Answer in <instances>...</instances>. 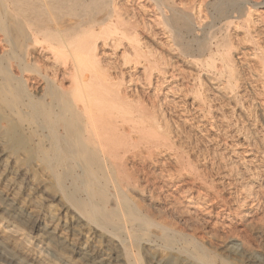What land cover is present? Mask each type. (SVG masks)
<instances>
[{
	"label": "bare ground",
	"instance_id": "bare-ground-1",
	"mask_svg": "<svg viewBox=\"0 0 264 264\" xmlns=\"http://www.w3.org/2000/svg\"><path fill=\"white\" fill-rule=\"evenodd\" d=\"M263 4L264 0H0V247L10 263L74 264L59 258L67 254L76 255L80 264H132V250L140 247L148 264H217L219 258L222 264H250V238L241 234L243 246L234 248V238L216 226H234L231 210L216 211L211 190L202 185L201 197L195 180L204 170L183 156H161L174 147L178 129L172 130L165 111L148 112L138 87L142 80L152 85L154 79L158 99L163 85L185 74L179 67L184 57L191 58L193 66L201 64L225 76L223 88L234 91L239 78L234 56L245 57L253 49L260 50L255 55L264 75ZM209 25L217 28L206 32ZM220 86L216 92L226 97ZM140 89L144 96L147 91ZM18 113L30 117L34 137L26 135ZM250 118L247 115V124ZM239 163L230 164H236L237 174L242 172ZM259 184L245 185L247 195L242 198L245 203L257 197L256 209L263 202L258 194L264 184ZM56 200L63 216L56 214ZM256 209L243 212L248 226L257 219ZM212 213L217 217H210ZM154 216L163 220L151 222ZM203 233L210 236L207 243L199 240ZM158 242L161 248L155 246ZM184 242H191L200 256L182 246Z\"/></svg>",
	"mask_w": 264,
	"mask_h": 264
},
{
	"label": "rangeland",
	"instance_id": "rangeland-1",
	"mask_svg": "<svg viewBox=\"0 0 264 264\" xmlns=\"http://www.w3.org/2000/svg\"><path fill=\"white\" fill-rule=\"evenodd\" d=\"M261 6V5H260ZM261 7H264V4L263 6ZM211 11V9H210ZM254 14H257V13H254ZM211 21V20H210ZM209 23V21H208ZM207 23V25H208ZM217 26L215 27H210V25L208 26V28H206V32L208 31H213L214 29H216ZM247 46V44H246ZM248 47H254L253 45H249L248 44ZM256 48V47H255ZM255 50V51H254ZM258 52V53H257ZM260 50L259 49H253L249 55L245 56V57H242L241 54H239V52L236 53L239 54L237 57H236V54H235V62H236V65L238 66V72H239V78L237 79V86L235 87L234 91L231 89V88H228V87H225L223 88V86H225V83H226V77L225 76H222L220 75V73H217V71H208L205 67H203L201 64H198L196 66H193L191 64V62H193V60L191 58H184L182 57V59H180V69L183 70V73H185L184 75H181L180 77H176L178 79H174L173 81H170L168 84L166 83L165 85H163L161 87V92H159V97L158 99H155L154 97V91L156 90V81L154 79H152V85H148L149 82L148 81H145V80H142L143 83H139V93L138 95L140 96V99L143 101V104H147V107L146 109L148 110V112L150 114H153L152 111H159L161 112V110L165 111L166 112V118L167 120H169V125L172 127V130L177 131L175 132L179 137H180V141L178 142V138L177 137V140L175 141L174 143V147L172 149H169L167 150L165 153L163 152L161 156H166L165 157H168V158H176V157H182L187 160V161H190L192 160L193 161V166L194 167H197L198 169H200L201 171H203V173H201V176H196L197 179L195 180L196 181V185H202V189H208L209 191L211 190V194H212V197L213 198V201L211 202L215 208H216V211H221L224 207L225 208H228L231 210V215H230V218H232V222L234 223V226H232L231 224L229 226H226V225H222V223L216 225L218 226L219 228H223V229H220L222 232H224L227 237H230L232 240V243L234 244H231L234 248L238 247L237 249H241L242 248V235H245L247 237L250 238L251 240V244H252V261L250 262V264H264V211H262L264 208V190H260L259 192V199H262V204H260L259 208L256 209V205H257V197L255 198L252 197L250 199H248L245 203L244 202V199L246 198V195L247 193V190H246V186L251 183H260L259 185H263L264 183V143L261 144L259 142V139L263 138L264 139V120H262L261 118H264V110H263V107H264V75L262 74V66L260 68V60H259V57L256 56L255 54H259ZM254 54V55H253ZM253 55V56H252ZM239 56L241 57L240 59H236V58H239ZM252 56V57H251ZM206 57H201L202 60H205ZM246 59L243 60V59ZM241 60V61H240ZM250 60V61H248ZM187 61V62H186ZM239 61V63H238ZM249 63H248V62ZM252 61V62H251ZM259 61V62H258ZM254 62V63H253ZM257 62V63H256ZM244 63V64H243ZM239 64V65H238ZM254 64V65H253ZM184 65V66H182ZM253 65V66H251ZM198 66V67H197ZM240 66V67H239ZM250 66V67H249ZM189 68V69H185V68ZM201 67V68H200ZM247 67V69H246ZM254 67V68H252ZM256 67V68H255ZM192 70H191V69ZM243 68V69H242ZM242 69V70H241ZM254 69V71H253ZM261 69V71H260ZM190 70V71H189ZM197 70V71H196ZM199 70V71H198ZM205 70V71H204ZM245 70V71H244ZM250 72H249V71ZM201 71V72H200ZM203 71V72H202ZM198 73V74H197ZM204 73V74H202ZM209 73V75H208ZM257 73V74H256ZM260 73V74H259ZM243 74V75H242ZM259 74V75H258ZM262 74V75H261ZM188 75L190 77H188ZM212 75V76H210ZM219 75V76H218ZM247 75V76H246ZM258 77H257V76ZM183 76V78H182ZM194 76V77H193ZM202 76H206V77H201ZM256 76V77H254ZM262 76V77H261ZM197 77V78H196ZM215 77V78H214ZM241 77V78H240ZM260 77V78H259ZM182 78V79H181ZM185 78V79H184ZM199 78V80H198ZM213 78V79H212ZM221 78V79H220ZM243 78V79H242ZM245 78V80H244ZM250 78V79H249ZM259 78V79H258ZM193 81H192V80ZM205 79V80H204ZM217 79H220V80H217ZM177 80V81H176ZM182 82H181V81ZM189 80V81H187ZM214 80V81H213ZM247 80V81H246ZM250 80V81H249ZM255 80V81H254ZM263 80V81H262ZM178 83H176V82ZM180 81V82H179ZM197 81V82H196ZM206 81V82H205ZM216 81V82H215ZM253 81V82H252ZM258 81V82H257ZM175 82V83H174ZM187 82V83H186ZM193 82V83H192ZM202 82V83H201ZM215 84H214V83ZM236 82V83H237ZM255 82V83H254ZM260 82V83H259ZM148 83V84H147ZM171 83V85H170ZM182 83V84H181ZM183 83H185L183 85ZM205 83V84H204ZM209 85H207V84ZM213 83V84H212ZM218 83V84H217ZM224 85H223V84ZM241 83V84H240ZM247 83V84H246ZM250 83V84H249ZM181 84V85H180ZM249 84V85H248ZM251 84H253V86H251ZM174 85H177V86H174ZM183 85V86H182ZM189 85V86H188ZM194 85V86H193ZM220 85H222V88L224 89L225 93H226V97H220V95L216 92V87H219ZM262 85V86H261ZM141 86V87H140ZM145 89V92L147 91V93H145V95L143 96V90L140 89V88H143ZM148 86V87H146ZM192 86V87H191ZM209 86V87H208ZM239 86V87H238ZM248 86V87H247ZM152 87V88H151ZM170 87V88H169ZM173 88V91H172V88ZM186 87V88H185ZM200 87V88H199ZM211 87V88H210ZM221 87V86H220ZM251 87V88H250ZM175 88V90H174ZM195 88V90H194ZM204 88V89H203ZM210 88V89H208ZM249 88V89H248ZM147 89V90H146ZM171 89V90H170ZM180 91H178V90ZM191 89V90H190ZM255 89V91H254ZM142 92H141V91ZM154 90V91H153ZM210 90V91H209ZM215 90V91H214ZM244 90V91H243ZM247 90V91H245ZM151 91V92H150ZM169 91H171V93H169ZM184 91V92H183ZM232 91V92H231ZM242 91V92H241ZM188 92V93H187ZM196 92V93H195ZM202 92V93H201ZM206 92V93H205ZM212 92V93H211ZM238 92V93H237ZM255 92V93H254ZM164 95H163V94ZM184 93V94H183ZM195 93V94H194ZM232 93V94H231ZM10 95V93H8ZM150 94V95H149ZM166 94H168V98L166 96ZM194 96H193V95ZM203 94V95H202ZM217 94V95H216ZM244 94V95H243ZM251 94V95H250ZM149 95V96H148ZM180 95V96H179ZM202 95V97H201ZM244 97H243V96ZM247 95V96H246ZM255 95V96H254ZM148 96V97H146ZM151 96V97H150ZM179 96V97H178ZM213 96H216L215 98ZM143 97V98H142ZM154 97V98H153ZM163 100H161L162 98ZM165 97V99H164ZM178 97V98H177ZM194 97V98H193ZM218 97V98H217ZM229 97V98H228ZM232 97V98H231ZM251 97V99H250ZM260 97V99H259ZM174 98V99H172ZM187 98V99H186ZM222 98V99H220ZM225 98V99H224ZM236 98V99H235ZM240 98V99H239ZM254 98V99H253ZM146 99H149L148 101ZM151 99V100H150ZM155 99L157 102H155ZM160 99V101H158ZM167 99H168V102H167ZM171 99V100H170ZM180 101H179V100ZM199 99V100H198ZM217 99V100H216ZM220 100V102H218ZM227 99V101H226ZM238 99V100H237ZM243 99V100H242ZM188 100V101H187ZM211 100V102H210ZM254 100V102H253ZM151 101V102H149ZM163 101V102H162ZM178 105L177 107L176 104ZM182 101V102H181ZM229 101V102H228ZM240 101V102H239ZM260 103H259V102ZM181 102V103H180ZM190 102V103H189ZM192 102V103H191ZM227 102V103H226ZM235 102V103H234ZM263 102V104H262ZM150 103V104H149ZM168 103V104H167ZM184 103V104H183ZM194 103V104H193ZM198 103V104H196ZM223 103V104H222ZM226 106H224L225 104ZM251 105H249V104ZM154 104V106H152ZM171 104V105H170ZM175 106H174V105ZM191 104V106H190ZM203 104H204V107H203ZM220 104V105H219ZM228 104V105H227ZM231 104V105H229ZM235 107H234V105ZM254 104V106H253ZM258 104V106H257ZM148 105L150 107H148ZM167 105V107H166ZM200 105V107H199ZM213 105V106H212ZM239 105V106H238ZM146 106V105H145ZM169 106V107H168ZM174 108H173V107ZM197 106V107H196ZM211 106V107H210ZM230 106H232L231 109ZM246 106V107H245ZM248 106V108H247ZM256 106V107H255ZM263 106V107H262ZM164 107V108H163ZM196 109H195V108ZM216 107V108H215ZM251 107V109H250ZM259 107V108H258ZM167 108V109H166ZM170 110H169V109ZM205 108V109H204ZM221 108V109H220ZM176 109V110H175ZM186 112H184L185 110ZM189 109V110H188ZM216 109V110H215ZM228 109V110H227ZM244 109V110H243ZM250 109V110H249ZM180 110V111H179ZM184 110V111H183ZM192 110V111H191ZM213 110V111H212ZM220 112H219V111ZM223 110V111H222ZM232 110V111H231ZM255 110V111H254ZM168 111V112H167ZM194 111V112H193ZM211 111V112H210ZM217 111V112H216ZM227 111V112H226ZM229 111V112H228ZM170 112V113H169ZM172 112V113H171ZM191 112V113H190ZM199 112V113H198ZM203 112V113H202ZM206 112V113H205ZM210 112V113H209ZM214 112V113H213ZM223 112V113H222ZM231 112V113H230ZM258 112V113H257ZM180 113V114H178ZM198 113V114H197ZM209 113V115H208ZM216 113V114H215ZM228 113V114H227ZM230 113V114H229ZM262 113V114H260ZM194 114V115H193ZM196 114V115H195ZM212 114V115H210ZM214 114V115H213ZM221 114V116H220ZM227 114V115H226ZM233 114V116H232ZM260 114V115H259ZM170 115V116H169ZM172 115V117H171ZM190 115V116H189ZM242 115V116H241ZM247 115H251V122L248 121V124L246 123V117ZM256 115V116H255ZM262 115V116H261ZM16 116L20 117L22 120H24V124H25V133L27 136L29 137H34V134H31L33 133V131L30 129L29 127V124L31 122V119H29L30 117H23L21 116L20 113L16 114ZM178 116V117H177ZM193 116V117H192ZM195 116V117H194ZM208 116V117H207ZM217 116V117H216ZM220 116V117H219ZM231 118H229V117ZM174 117V118H173ZM181 117V119L179 118ZM211 120H210V118ZM219 117V118H218ZM233 117V118H232ZM237 117V118H236ZM261 117V118H260ZM172 118V119H171ZM184 118V119H182ZM192 118V119H191ZM200 118V119H199ZM202 118V119H201ZM222 118V119H221ZM239 118V119H238ZM258 118V119H257ZM178 119V120H177ZM187 119V120H186ZM207 122H206V120ZM213 122V119H214V123L211 122L210 124V121ZM216 119H219V120H216ZM241 119V120H240ZM177 120V121H176ZM182 120V121H181ZM190 120V121H189ZM198 120V121H197ZM216 120V121H215ZM236 120V121H235ZM171 121V122H170ZM181 121V122H180ZM193 121V122H192ZM196 121V122H195ZM201 121V122H200ZM218 121V122H217ZM226 123H225V122ZM240 121V122H239ZM253 121V123H252ZM263 121V122H262ZM178 122V123H177ZM192 122V123H191ZM205 122V123H204ZM221 122V123H219ZM224 122V123H223ZM230 122H232L233 124H231ZM245 122V124H244ZM260 122V123H259ZM174 123V124H173ZM177 123V124H176ZM191 123V124H190ZM199 123V124H198ZM204 123V124H203ZM228 123V124H227ZM237 125H236V124ZM242 123V124H241ZM255 123V124H254ZM262 123V124H261ZM182 124V125H181ZM193 124V125H192ZM195 124V126H194ZM198 124V126L196 125ZM203 124V125H202ZM207 124V125H206ZM219 124V125H218ZM221 124V125H220ZM223 124V125H222ZM227 124V125H226ZM244 124V125H243ZM179 125V126H177ZM185 125V127H184ZM191 125V127H190ZM200 125V126H199ZM202 125V126H201ZM206 125V126H205ZM213 125V126H212ZM218 127H217V126ZM226 125V127H225ZM233 125V126H232ZM243 126V127H239V126ZM176 126V127H175ZM205 126V127H204ZM215 126V127H214ZM230 126V127H229ZM237 126V127H236ZM261 126V127H259ZM182 127L184 129H182ZM188 129H187V128ZM194 127V128H193ZM200 127V128H199ZM186 128V129H185ZM196 128V129H195ZM206 128V129H205ZM208 128V129H207ZM210 128V129H209ZM215 128V129H214ZM231 128V129H230ZM235 128V129H234ZM236 128H239V129H236ZM243 130H242V129ZM205 129V131L203 130ZM219 129V131L217 130ZM222 129V130H221ZM225 129V131H224ZM234 129V130H233ZM261 129V130H260ZM179 130L181 132H179ZM209 130V131H207ZM229 130V132H228ZM240 130V131H239ZM246 130V131H245ZM260 130V132H259ZM263 130V131H262ZM186 131V132H185ZM189 131V132H188ZM202 131V132H201ZM203 131H204V134H203ZM211 131V132H210ZM238 131V132H237ZM249 131V132H248ZM262 131V132H261ZM190 132L192 134H190ZM210 134H208V133ZM213 132V133H212ZM226 132V134L224 133ZM254 132H257L254 134ZM28 133V134H27ZM30 133V134H29ZM194 133V134H193ZM244 133V134H243ZM199 134V135H198ZM214 134V135H213ZM222 134V135H221ZM232 134V135H231ZM260 134V135H259ZM33 135V136H32ZM198 135V136H197ZM203 135V136H202ZM204 135H207V137ZM210 137H209V136ZM224 135V136H223ZM240 135V136H239ZM251 135V136H250ZM182 136H186L187 138H184ZM191 136V137H190ZM234 136V137H233ZM213 137V138H212ZM217 137V138H216ZM246 137V138H245ZM183 138V139H182ZM192 138V139H191ZM206 138V139H205ZM227 138V139H226ZM233 138V139H232ZM211 139V140H210ZM223 139H225V141H223ZM247 140V141H244V140ZM254 141H253V140ZM195 140V141H194ZM198 140V142H197ZM205 140V141H204ZM216 140V141H215ZM222 140V141H220ZM249 140V141H248ZM187 141V143H186ZM208 141V142H206ZM35 142L38 143V136L35 137ZM178 142V143H177ZM191 142V143H190ZM209 142H212V143H209ZM215 142V143H214ZM223 142V143H222ZM230 142V143H228ZM235 142V143H234ZM237 142V143H236ZM242 142V143H241ZM245 142V143H244ZM258 142V143H257ZM181 143V144H180ZM191 145H190V144ZM208 143V144H207ZM222 143V144H221ZM244 143V144H243ZM248 143V144H247ZM256 143V144H255ZM176 144V145H175ZM210 144L212 145V147L210 148ZM236 144V145H235ZM247 144V145H246ZM250 144V145H249ZM255 144V145H254ZM196 145V146H195ZM215 145V146H214ZM222 145V146H221ZM235 145V146H234ZM259 145V146H258ZM176 146V147H175ZM184 146V147H183ZM193 148H192V147ZM199 149H198V147ZM244 146H247V147H244ZM250 146V147H249ZM262 146V147H261ZM215 147V148H214ZM219 147V148H218ZM226 147V148H225ZM249 147V148H248ZM178 148V149H177ZM180 148V149H179ZM183 148V149H181ZM192 148V149H191ZM229 148V149H228ZM244 148V150H243ZM212 149V150H211ZM224 149V150H223ZM234 149V150H233ZM254 149V150H253ZM258 151H256V150ZM173 150V151H172ZM178 150V152L176 151ZM187 150V151H186ZM194 150V151H193ZM219 150V151H218ZM262 150V151H261ZM176 151V152H175ZM212 151V152H211ZM222 153H221V152ZM229 151V152H228ZM231 151V152H230ZM248 151V152H247ZM253 151V152H252ZM173 152V153H172ZM189 152V153H188ZM194 152V153H193ZM197 152V153H196ZM215 152V153H214ZM218 152H220L218 154ZM229 154H228V153ZM237 152V153H236ZM247 152V153H245ZM175 153V154H174ZM177 153V154H176ZM187 153V154H186ZM201 153V154H200ZM203 153V154H202ZM252 153V154H251ZM258 153V154H256ZM191 154V155H190ZM194 156H193V155ZM215 154V155H214ZM233 154V155H232ZM241 154V155H240ZM245 154V155H244ZM178 155V156H177ZM204 157H203V156ZM211 155V156H210ZM213 155V157H212ZM219 155V156H218ZM222 155V156H221ZM227 155V156H226ZM254 155V156H253ZM175 156V157H173ZM200 156V157H199ZM230 156V158H229ZM241 156V157H240ZM251 156V157H249ZM194 157V158H193ZM203 157V158H202ZM212 157V158H211ZM215 157V158H214ZM221 157V158H220ZM223 157V159H222ZM228 157V158H227ZM235 159H234V158ZM246 157V159H245ZM259 157V158H258ZM263 159H262V158ZM192 158V159H191ZM214 158V159H213ZM220 158V159H219ZM238 158V159H237ZM243 158V159H242ZM250 158V159H249ZM252 158V159H251ZM208 159V160H207ZM222 159V160H221ZM228 159V160H227ZM233 159V160H232ZM250 161H248V160ZM257 159V160H255ZM196 160V161H195ZM204 160V161H203ZM213 161V162H210ZM230 160V161H229ZM261 160V161H259ZM221 164H220V162ZM229 161V162H228ZM234 161H237V162H240L239 164H243V165H239V169L242 171V172H236V168L234 167L235 165H230L232 162ZM252 161V162H251ZM256 161V162H255ZM215 162V163H214ZM245 162V163H244ZM254 162V164H253ZM208 163V164H207ZM213 163V164H212ZM217 163V164H216ZM229 163V164H228ZM257 163V165H256ZM200 164V165H199ZM252 166H251V165ZM204 165V166H203ZM213 165V166H211ZM224 167H223V166ZM215 166V167H214ZM217 166V167H216ZM242 166V167H241ZM249 166V167H248ZM258 168H257V167ZM206 169H205V168ZM213 167V168H212ZM241 167V168H240ZM252 167V168H250ZM256 169H254V168ZM261 167V168H260ZM231 168L234 169V171L232 173H230L231 171ZM34 169V168H33ZM212 169V170H211ZM230 169V170H229ZM246 169V170H245ZM35 170V169H34ZM218 170V171H216ZM226 173H224L223 172ZM254 170V171H253ZM258 170V171H257ZM261 170V171H260ZM36 171V174H38V169L35 170ZM244 171V172H243ZM214 172V173H213ZM218 172V173H217ZM229 172V173H227ZM254 172V173H253ZM256 172V173H255ZM206 173V175H205ZM208 173L209 175L211 176H208ZM212 173V174H211ZM222 173V174H221ZM224 173V174H223ZM244 174V176H242ZM217 174V175H216ZM256 174V176H255ZM205 177H204V176ZM212 175H215V176H219V177H215V176H212ZM222 175V177H221ZM253 175V176H252ZM38 176V175H37ZM236 176V177H235ZM203 177V178H201ZM227 177V178H226ZM240 177V178H239ZM243 177V178H242ZM257 177V178H256ZM230 178V179H228ZM242 178V179H241ZM246 178V179H245ZM262 178V179H261ZM215 179V180H213ZM233 179V180H232ZM236 179V180H235ZM240 179V180H239ZM250 179V180H249ZM221 180V181H220ZM235 180V181H234ZM261 182H260V181ZM201 181V182H200ZM203 181V182H202ZM208 181V182H207ZM219 181V182H218ZM225 181V182H224ZM254 181V182H253ZM259 181V182H258ZM199 182V183H198ZM214 182V183H212ZM238 182V183H237ZM211 183L213 185H211ZM229 183V184H228ZM243 183V184H242ZM245 183V184H244ZM205 184V185H204ZM215 184V185H214ZM208 185V186H207ZM231 185V186H230ZM235 185V187H234ZM246 185V186H245ZM227 189H226V187ZM216 187V188H215ZM219 187V188H218ZM244 187V188H243ZM222 190H221V189ZM201 189V186H200V192H202V195L201 197L203 198L204 195H205V190H202ZM213 189V191H212ZM225 189V190H224ZM263 189H264V185H263ZM221 190V191H220ZM223 191V193H222ZM241 191V192H240ZM204 192V194H203ZM230 192V193H229ZM234 192V193H232ZM237 192H240V193H237ZM216 193V194H215ZM262 193V194H261ZM225 194V195H224ZM232 194V195H231ZM243 194V195H242ZM216 195V196H215ZM234 195V196H233ZM195 196L197 197L198 196V193L195 194ZM219 196V197H218ZM225 196V197H224ZM232 196V197H231ZM245 196V197H243ZM223 197V198H222ZM228 198V199H227ZM244 198V199H242ZM220 199V200H219ZM225 199V201H223ZM227 199V200H226ZM235 199V200H234ZM239 199V200H238ZM241 199V200H240ZM216 200V201H215ZM232 200V201H231ZM242 201V202H241ZM251 201V204H249V202ZM159 202H161L162 204H165L167 203V201L165 200H160ZM230 202V203H229ZM234 202V203H233ZM237 202V203H236ZM55 204V211H56V214L59 215V216H63V213H62V210L60 208V205H59V201H55L54 202ZM216 204V205H215ZM238 204V205H237ZM243 204V205H242ZM242 205V206H241ZM263 205V206H262ZM221 206V207H220ZM251 206V207H250ZM262 207V208H261ZM220 210H219V209ZM246 208V209H245ZM242 209V210H241ZM245 209V210H244ZM253 209H256L257 211V216L255 218L257 219H253L251 221V225L248 226V222L246 220H243V217H244V213H248V211H252ZM261 211V212H260ZM244 212V213H243ZM263 212V213H262ZM235 213V214H234ZM261 213V214H260ZM61 214V215H60ZM233 214V215H232ZM260 214V215H259ZM236 215V216H234ZM210 217H217V214L216 213H212V214H209ZM228 216V215H227ZM234 216V217H232ZM156 217V218H155ZM220 217V216H219ZM222 218V217H221ZM156 219V220H155ZM237 219V220H236ZM151 222H154L153 220H155V222H160L163 220V218H159L158 216H154V218L152 219V217L150 218ZM158 220V221H157ZM215 220V219H214ZM222 219H220L221 221ZM238 221V222H237ZM245 221V223L243 222ZM222 222V221H221ZM231 222V223H232ZM261 222V223H260ZM240 223V224H239ZM243 223V224H242ZM247 223V224H246ZM31 223H29L30 225ZM150 226L151 224L148 223ZM246 224V225H245ZM260 224V225H259ZM28 225V227H29ZM148 225V226H149ZM254 226V227H253ZM261 226V227H260ZM263 226V227H262ZM27 226H25L24 228H27L29 229ZM228 227V228H227ZM232 227V228H231ZM239 227V228H238ZM258 227H260L259 230ZM150 228H152L151 230L153 231L154 229L156 230V228L154 227V225H152ZM190 227H187L186 231L189 233L191 232L189 229ZM247 228V229H246ZM226 229V230H225ZM229 230V232H228ZM235 230V231H234ZM240 234H239V233ZM246 234H245V233ZM223 233V234H224ZM260 233V234H259ZM261 233H262V236H261ZM204 234V233H203ZM242 234V235H241ZM257 234V235H256ZM206 237H205V236ZM202 236L203 237H200L199 240L201 241V238L204 242H208L209 239H210V236L209 235H206L204 234ZM209 236V237H208ZM208 237V239H207ZM261 237V239L259 238ZM81 239V236L79 237L78 236V239ZM260 239V240H259ZM81 241V240H80ZM241 241V242H240ZM237 242V243H236ZM239 244L241 247H239ZM257 244V245H256ZM155 246L158 248H161V243L158 242V243H155ZM178 246H181L178 245ZM182 246H186V247H189L188 249L193 252L194 255L196 256H200V253L198 252V250L196 251V248L191 245V242H187V243H183ZM0 264H12L9 262L8 258L6 257L7 256V253L5 250H3L1 247H0ZM263 249V250H262ZM4 252V253H3ZM135 252V253H134ZM138 252V253H137ZM134 253V254H133ZM142 255H141V254ZM6 254V255H5ZM143 251L142 248L138 247V248H135L132 250V253H131V263L132 264H148L147 262V259H146V255ZM142 257V259H140V257ZM3 259H2V258ZM136 257V258H135ZM62 261H67V260H72L74 264H80V261L78 260V257L76 255L74 256H69V255H65V254H61L60 257H59ZM77 258V259H76ZM6 260V261H5ZM134 260V261H133ZM143 260V261H141ZM222 258H219L217 259V264H222ZM5 261V262H4ZM259 261V262H257ZM261 262V263H260ZM49 264H58L57 261H50Z\"/></svg>",
	"mask_w": 264,
	"mask_h": 264
}]
</instances>
